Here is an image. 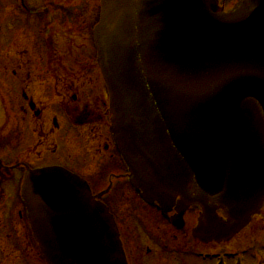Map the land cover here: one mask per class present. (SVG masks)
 <instances>
[{"label":"water","instance_id":"water-1","mask_svg":"<svg viewBox=\"0 0 264 264\" xmlns=\"http://www.w3.org/2000/svg\"><path fill=\"white\" fill-rule=\"evenodd\" d=\"M101 5L98 62L132 185L164 211L196 193L195 238L230 241L264 204V0L229 13L216 0ZM22 195L48 264H128L114 216L77 175L32 172Z\"/></svg>","mask_w":264,"mask_h":264},{"label":"flooded vegetation","instance_id":"flooded-vegetation-1","mask_svg":"<svg viewBox=\"0 0 264 264\" xmlns=\"http://www.w3.org/2000/svg\"><path fill=\"white\" fill-rule=\"evenodd\" d=\"M227 1L233 0H220L225 7ZM77 6L73 14L56 3L42 5L30 21L35 27L28 30L34 31L23 36V46H10L8 52V77L14 81L8 91L14 90L15 103L9 99L0 110V264H45L20 195L30 171L63 167L91 185L111 177L103 200L118 219L108 198L114 179H123L124 166L109 134L108 94L89 31L92 9ZM79 147L88 156L84 171L90 179L72 169ZM113 162L118 173L105 174ZM8 187L16 195H9ZM196 214L187 215L188 226L189 216L194 220ZM258 215L264 221V212Z\"/></svg>","mask_w":264,"mask_h":264},{"label":"rangeland","instance_id":"rangeland-1","mask_svg":"<svg viewBox=\"0 0 264 264\" xmlns=\"http://www.w3.org/2000/svg\"><path fill=\"white\" fill-rule=\"evenodd\" d=\"M27 1L29 6L35 9L39 8L37 5L47 3V0ZM71 1L58 0L59 4L66 7L70 5ZM77 1L84 3L89 0ZM10 2L12 0H0V99H3L4 102L3 105H1L2 101L0 102V110L2 111L5 110L3 106L8 105L9 99L13 100V104L15 103L14 90H10V93L8 91V84L12 88L14 82L13 79L8 77L10 46L13 47L12 50H14L15 45L23 46L25 43L23 36L34 31V29L28 30L30 28L26 26L27 18L24 17V20L22 11L16 8V5H11L10 11L8 10ZM227 2L232 4L230 1ZM226 7H228V4H226ZM31 17L32 19L36 18L35 15ZM18 50H21V48H18ZM16 104L18 105V102ZM77 137L80 138L79 133ZM78 143L83 144V142ZM84 151L82 147L78 148L74 168L72 169L90 179L84 171L88 159ZM107 167L111 170H118L116 162L108 164ZM99 173L102 172L99 171ZM92 185L97 188L98 183L94 182ZM101 187L103 186L101 185ZM8 192L9 195L11 193L16 195L17 193L13 189L10 190L9 187ZM109 202L118 216L130 264H214L216 260L204 261L195 256L193 251L201 248V250H204V254H230L227 256L229 264H233L234 261V258H230V256L238 251L244 256L243 264H254V253L257 251L264 252V221L260 215L256 216L251 224L230 243L201 247L200 244L194 241L191 232L184 233L173 230L167 222L160 220L154 211L139 205L137 198L125 183L116 185V191ZM10 203H14L13 197ZM191 212L196 214L197 210L194 208ZM198 247L201 248L197 249Z\"/></svg>","mask_w":264,"mask_h":264}]
</instances>
